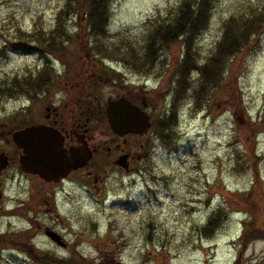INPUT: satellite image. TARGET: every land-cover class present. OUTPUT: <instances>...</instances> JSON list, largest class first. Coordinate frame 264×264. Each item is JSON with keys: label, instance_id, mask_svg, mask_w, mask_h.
<instances>
[{"label": "rangeland", "instance_id": "rangeland-1", "mask_svg": "<svg viewBox=\"0 0 264 264\" xmlns=\"http://www.w3.org/2000/svg\"><path fill=\"white\" fill-rule=\"evenodd\" d=\"M176 1L112 0L110 41L142 43L146 20L165 15ZM247 1L264 5V0H216L197 39L199 60L214 49L227 16ZM64 3L0 0V83L13 75L30 76L32 82L38 77L45 63L36 52L14 48L15 37L21 29L51 28ZM80 12L71 11L66 23L71 39L64 41L61 55L50 58L53 72L63 74L91 49ZM258 41L255 49L230 59L220 88L208 100L196 107L190 92L180 98L169 145L158 139L141 171H110L100 193L80 173L48 187L17 162L1 169L0 264H36L24 250L31 243L37 253L61 264H231L243 220L264 228V30ZM181 45L179 40L170 44L154 67L139 73L157 90L164 115L171 113L176 97L170 82ZM191 76L195 81L194 71ZM30 95L0 94V122L6 128L23 127L30 115L41 113V97L32 87ZM6 138L10 141L1 144L13 152L16 145ZM218 206L227 209L226 220L213 235L201 236L196 226ZM45 227L66 244L51 240ZM245 258L264 261V238L249 243Z\"/></svg>", "mask_w": 264, "mask_h": 264}, {"label": "trees", "instance_id": "trees-1", "mask_svg": "<svg viewBox=\"0 0 264 264\" xmlns=\"http://www.w3.org/2000/svg\"><path fill=\"white\" fill-rule=\"evenodd\" d=\"M216 0H177L169 6L165 15L158 14L153 19L146 20V30L142 43L132 44L129 40L124 42L110 41V9L112 0H65L64 5L55 16V23L46 29L42 25L26 32L19 31L16 41L22 44L17 50H27L28 53L36 52L43 64L38 77L31 81V77L18 78L13 75L8 81L0 83V94L14 96L15 93L30 95V88L40 89L46 79L55 77L50 58L56 53L62 54L65 47L64 41L71 39L68 32L67 21L72 10H81V17L87 30V37L91 48L97 54L111 59H119L122 62H130L142 72L146 73L156 65L158 56L163 49L177 40L181 41V53L178 57L174 75L171 77L173 86V108L171 113L162 115L158 121V138L163 144L169 145L168 130L177 122V106L180 98L186 97L190 92L194 96V103L208 100L214 95V90L220 88L221 77L228 69L232 57L237 56L243 50L255 49L259 36L264 30V5L247 1L241 4L236 12L230 13L223 21L221 36L212 51L208 52L204 60H199L197 39L207 28L214 3ZM26 34V35H25ZM27 37V39L25 38ZM33 39L34 42L29 39ZM32 42V43H31ZM94 52V53H95ZM196 73L194 81L191 72ZM53 72V73H52ZM172 88V87H171ZM8 92V93H7ZM31 96V95H30ZM228 216L227 209L218 206L208 216L203 225H197V232L203 236H210L223 225ZM250 220H243V227L236 241V256L231 264H264L246 261L245 252L251 241L264 238L263 226ZM27 255L36 264H61L54 257L39 254L31 246L24 247ZM62 261V260H61ZM88 264V263H87Z\"/></svg>", "mask_w": 264, "mask_h": 264}, {"label": "flooded vegetation", "instance_id": "flooded-vegetation-1", "mask_svg": "<svg viewBox=\"0 0 264 264\" xmlns=\"http://www.w3.org/2000/svg\"><path fill=\"white\" fill-rule=\"evenodd\" d=\"M92 51L95 52L94 48L84 57L78 55L81 62L68 65L63 74L55 71L54 78L46 79L45 84L35 90L41 97L42 110L33 118L30 115L27 125L40 123L52 129L60 136L66 153L76 152L86 156L90 152L85 163L71 169L58 182L41 178L48 187L51 182L67 181L80 173L92 181L96 193H100L110 171L126 174L141 171L159 139L157 123L165 111L160 110L157 90L142 80L139 74L142 71L130 62L120 60L122 65L113 64L119 59L97 58L91 56ZM120 98L123 102H129L134 110L130 112L128 123L127 119L117 117L123 113L118 108L113 127L107 108L110 100ZM27 106L30 111V105ZM140 110L149 118L146 127L144 114ZM6 127L4 122H0V154L7 157V165L17 162L19 166L21 149L16 145L11 152L2 146L1 141H10L5 139L9 135L13 142L12 132L21 126Z\"/></svg>", "mask_w": 264, "mask_h": 264}, {"label": "water", "instance_id": "water-1", "mask_svg": "<svg viewBox=\"0 0 264 264\" xmlns=\"http://www.w3.org/2000/svg\"><path fill=\"white\" fill-rule=\"evenodd\" d=\"M118 108L124 114H119L117 117L127 119L128 123L130 121V112L134 110L133 106L129 102H123L122 98L117 101L110 100L107 110L113 127L114 120H116L115 113ZM142 113L144 114V112ZM148 119L147 115L144 114L145 127L149 124ZM12 140L21 149V153L18 155V162L23 172L39 175L46 181L53 180L58 182L59 179L66 177L71 169H76L85 163L90 154L89 152L84 156L79 153L76 154V152L66 153L60 136L40 123L34 125L26 124L22 128H16L12 132ZM6 165L7 157L0 154V169L5 168ZM44 231L57 244L64 245L66 243L63 237L54 229L45 227Z\"/></svg>", "mask_w": 264, "mask_h": 264}]
</instances>
